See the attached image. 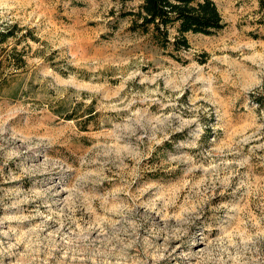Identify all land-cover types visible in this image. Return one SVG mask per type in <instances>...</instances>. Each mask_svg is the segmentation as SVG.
Listing matches in <instances>:
<instances>
[{
    "label": "rangeland",
    "instance_id": "obj_1",
    "mask_svg": "<svg viewBox=\"0 0 264 264\" xmlns=\"http://www.w3.org/2000/svg\"><path fill=\"white\" fill-rule=\"evenodd\" d=\"M215 1L177 49L139 0H0V264H264V0Z\"/></svg>",
    "mask_w": 264,
    "mask_h": 264
},
{
    "label": "trees",
    "instance_id": "obj_2",
    "mask_svg": "<svg viewBox=\"0 0 264 264\" xmlns=\"http://www.w3.org/2000/svg\"><path fill=\"white\" fill-rule=\"evenodd\" d=\"M139 1L141 3L136 10L132 9L125 13V16L132 18L130 28L142 34L150 33L163 47L189 48L186 37L188 33L213 34L226 25L215 0ZM174 27L177 33L172 37L170 30ZM8 32H0V43L8 38L10 34ZM257 101L264 107V95Z\"/></svg>",
    "mask_w": 264,
    "mask_h": 264
}]
</instances>
